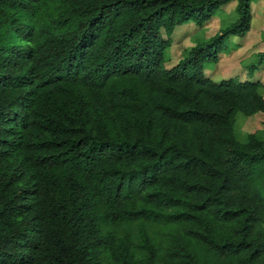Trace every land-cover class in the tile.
Listing matches in <instances>:
<instances>
[{"label": "trees", "instance_id": "obj_1", "mask_svg": "<svg viewBox=\"0 0 264 264\" xmlns=\"http://www.w3.org/2000/svg\"><path fill=\"white\" fill-rule=\"evenodd\" d=\"M253 1L0 0V264H264V86L204 75Z\"/></svg>", "mask_w": 264, "mask_h": 264}, {"label": "crops", "instance_id": "obj_2", "mask_svg": "<svg viewBox=\"0 0 264 264\" xmlns=\"http://www.w3.org/2000/svg\"><path fill=\"white\" fill-rule=\"evenodd\" d=\"M235 7L236 2H230L221 7V12L228 16L235 11ZM222 26L223 20L215 15L202 27L192 23L176 27L171 35L172 43L167 50L165 68L175 66L185 51L194 47L198 41L212 38ZM227 40L230 48L219 54L217 64L204 70V75L214 82L227 79H236L239 82L250 80L264 86V63L250 70L257 63L258 55L264 52V0L251 3V25L247 34L243 37L232 36ZM244 121H247L249 132H253L255 129L262 130L259 127L261 124L263 126L264 118L261 113H257Z\"/></svg>", "mask_w": 264, "mask_h": 264}, {"label": "rangeland", "instance_id": "obj_3", "mask_svg": "<svg viewBox=\"0 0 264 264\" xmlns=\"http://www.w3.org/2000/svg\"><path fill=\"white\" fill-rule=\"evenodd\" d=\"M256 1H257V0H254L253 3H256ZM221 9H222V8H220V9L218 10L216 16H217L219 19L223 20V26H222V27L227 26V25H229L230 23H232V22L235 21V19H236V13H235V11L232 12L231 14H229L228 16H226L225 14H223V13L221 12ZM191 23H192V22H191ZM187 24H188V23H187ZM192 24H194V23H192ZM199 36L201 37V35H199ZM225 44H226V47H227V48H230V43L228 42V40L225 42ZM225 50H226V48H225ZM225 50H223V51H225ZM259 128L262 129V130H260V131H264V127L262 126V124H261V126H260ZM249 130H250V128L247 126V121H244V119H242V117L239 116V117L237 118V123H236V132H238L239 135H241V138H242V136H243L244 134H249V133H251V132H249ZM255 130H256V129H255ZM255 130H254V131H255Z\"/></svg>", "mask_w": 264, "mask_h": 264}]
</instances>
